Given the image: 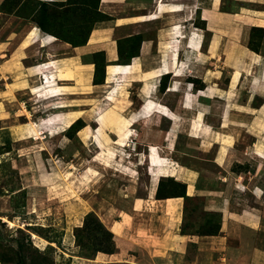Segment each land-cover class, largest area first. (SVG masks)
<instances>
[{
	"label": "crops",
	"instance_id": "obj_1",
	"mask_svg": "<svg viewBox=\"0 0 264 264\" xmlns=\"http://www.w3.org/2000/svg\"><path fill=\"white\" fill-rule=\"evenodd\" d=\"M5 2L0 0V7ZM99 11L104 19L94 24L83 45H71L43 31L39 37L35 25L25 32L21 27L7 35L1 31L0 37L6 39L0 41L3 81L15 93L29 90L33 109L43 119L52 117L56 128L68 118L92 121L95 132L108 138L106 143L114 149L122 147V141L127 147L132 140L137 153L123 159L124 164L141 166L138 162L146 161L151 183L145 197L134 199V212L154 216L156 208H163L183 219L185 199L158 200L159 182L152 187L150 174L165 173L185 185L189 199L204 198L211 211L222 216L231 236H239L243 244L242 233L253 234L260 223L264 225V0H99ZM27 15L23 10L21 16L9 17L21 25ZM223 22L230 24V38L225 37ZM254 29L263 31L259 40H252L258 51L242 41ZM138 37L139 44L130 53ZM228 42L234 44L229 50ZM121 51L124 57L133 54L130 62L120 61ZM98 57L106 64L103 84L94 82ZM227 73L228 89L249 90L245 103L223 100ZM242 139L247 143L238 145ZM213 151L212 161L198 155ZM203 161L212 162L221 176L203 169ZM260 215L259 222H247L248 216ZM129 218L123 216L122 230ZM141 227L137 231L145 242L152 234L151 225ZM177 237L143 249L154 260L189 264L187 238ZM213 240L219 242L215 238L208 244ZM207 250L201 246L190 264H218L216 253ZM261 260L253 256L252 263L264 264Z\"/></svg>",
	"mask_w": 264,
	"mask_h": 264
},
{
	"label": "rangeland",
	"instance_id": "obj_2",
	"mask_svg": "<svg viewBox=\"0 0 264 264\" xmlns=\"http://www.w3.org/2000/svg\"><path fill=\"white\" fill-rule=\"evenodd\" d=\"M28 2L3 3L0 33L7 35L18 27L25 32L31 25L43 31L38 23L44 18L53 36L71 45H81L95 22L104 19L99 0H69L63 5L49 6L44 14L39 5ZM23 10L28 14L25 23L18 25L16 20H10L9 15L19 17ZM221 24L228 31L225 37L230 38V24ZM40 31L38 36L42 37ZM261 37L262 32L250 31L242 41L244 45H253L252 40ZM0 39L2 43L6 41L5 37ZM49 39L54 41L52 37ZM208 39L209 36L205 47ZM230 46L234 44L226 43L228 50ZM230 50L232 54L233 48ZM102 60L98 57L97 61ZM228 78L227 73L223 79V100L230 103L238 99L245 103L249 90L228 89ZM36 90L33 88V92ZM29 94V90L28 94L15 93L0 75V264H38L40 256L48 258L47 264H173L170 258L154 260L143 246L154 249L160 242L177 240L180 234L190 238L184 239L188 242L185 260L189 264L204 245L207 251L216 253L218 264H253V256L254 260L262 261L264 225L260 223L253 234L242 233L240 244L239 236H231L222 216L211 211L204 198L186 200L181 221L163 208H156L154 216L134 212V199L145 197L151 183L146 161L138 162L141 166L124 164L123 159L134 158L137 153L132 140L127 147L124 145L126 148L114 149L106 143L108 138L95 132L92 121L74 122L68 118L63 120L66 122L61 125L63 130L58 123L56 128L52 118L43 119L33 109ZM228 108L225 106L226 112ZM246 143L242 139L237 144ZM159 153L164 155L163 150ZM198 155L212 161L216 152ZM221 164L224 166L225 160ZM201 167L221 176L212 162L203 161ZM233 170L237 171L235 166ZM150 175L154 178L152 187L166 178L162 182V195L181 194L182 186L171 175ZM126 214L130 217L129 224L122 230L120 223ZM246 219L259 222L261 215ZM146 224L151 225L152 234L144 242L137 230ZM215 238L219 240L217 244H213L215 240L208 244Z\"/></svg>",
	"mask_w": 264,
	"mask_h": 264
},
{
	"label": "trees",
	"instance_id": "obj_3",
	"mask_svg": "<svg viewBox=\"0 0 264 264\" xmlns=\"http://www.w3.org/2000/svg\"><path fill=\"white\" fill-rule=\"evenodd\" d=\"M40 8H41V11L43 14L45 13V10L49 7V6H56V5H63V4H54V5H49V4H46V3H37ZM39 12V13H40ZM100 21V20H99ZM98 22V21H97ZM96 23V22H95ZM38 26L47 34L49 35H52L54 34L51 27H49V25L45 22V19L43 18L39 23H38ZM94 26V25H93ZM93 28V27H92ZM38 31H40L38 29ZM253 31H259V32H262L263 34V31L262 30H259V29H254ZM91 32V31H90ZM90 34V33H89ZM57 35V34H55ZM89 37V36H88ZM88 39V38H87ZM138 42H134V44L132 45V51L130 53H133L134 51V48L137 47V44H139V40H140V37H138L136 39ZM66 42V41H65ZM87 42V40L85 41V43ZM68 43V42H67ZM84 43V44H85ZM255 44V43H254ZM83 45V44H81ZM74 46H77V45H74ZM250 49H252L253 51H258V48L256 47V45H249ZM129 53V54H130ZM133 58V54L132 55H128L126 57L123 56L122 54V51L120 52V61L121 62H130L131 59ZM103 59V58H102ZM105 66L106 64H104V61L102 60V62H99L97 61V65H96V72H95V83L96 84H103L104 83V77H105ZM163 179H166V178H163ZM163 179L160 181L159 183V186H158V190H157V199L158 200H164V199H169V198H176V197H181V198H184L185 201L186 200H191L189 199V197L186 196V187L185 185L181 184V183H178L176 182L177 184H179L180 186H182L183 190L181 192V194L177 195V196H168V195H162V182H163ZM110 254H113V252H111ZM47 261H48V258L46 256H40V263L38 264H47Z\"/></svg>",
	"mask_w": 264,
	"mask_h": 264
},
{
	"label": "bare ground",
	"instance_id": "obj_4",
	"mask_svg": "<svg viewBox=\"0 0 264 264\" xmlns=\"http://www.w3.org/2000/svg\"><path fill=\"white\" fill-rule=\"evenodd\" d=\"M37 31H38V30H37ZM51 118H52V117L48 118L47 120H50ZM123 143H124V142L122 141L121 144H120L122 147H124V144H123ZM156 159L161 160V163H160V164H162V162H163L162 158H160V157H156ZM159 179H160V178H159ZM114 225H116V224H114Z\"/></svg>",
	"mask_w": 264,
	"mask_h": 264
}]
</instances>
